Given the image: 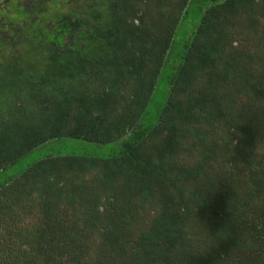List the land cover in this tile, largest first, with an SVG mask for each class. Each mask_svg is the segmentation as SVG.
Here are the masks:
<instances>
[{
	"label": "trees",
	"instance_id": "16d2710c",
	"mask_svg": "<svg viewBox=\"0 0 264 264\" xmlns=\"http://www.w3.org/2000/svg\"><path fill=\"white\" fill-rule=\"evenodd\" d=\"M0 264H264V0H0Z\"/></svg>",
	"mask_w": 264,
	"mask_h": 264
},
{
	"label": "rangeland",
	"instance_id": "374dc122",
	"mask_svg": "<svg viewBox=\"0 0 264 264\" xmlns=\"http://www.w3.org/2000/svg\"><path fill=\"white\" fill-rule=\"evenodd\" d=\"M24 2H26V0H23Z\"/></svg>",
	"mask_w": 264,
	"mask_h": 264
}]
</instances>
